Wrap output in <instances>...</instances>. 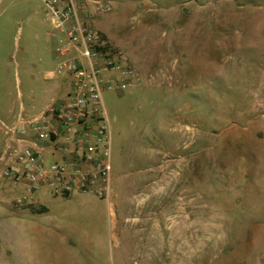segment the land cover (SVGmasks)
<instances>
[{"label":"rangeland","instance_id":"374dc122","mask_svg":"<svg viewBox=\"0 0 264 264\" xmlns=\"http://www.w3.org/2000/svg\"><path fill=\"white\" fill-rule=\"evenodd\" d=\"M108 2L78 19L138 72L102 94L110 194L40 189L20 203L32 188L1 163L0 264H264V0ZM1 9L0 101L19 104L16 67L21 101L39 105L56 38L35 26L40 0Z\"/></svg>","mask_w":264,"mask_h":264},{"label":"built area","instance_id":"2783aa9c","mask_svg":"<svg viewBox=\"0 0 264 264\" xmlns=\"http://www.w3.org/2000/svg\"><path fill=\"white\" fill-rule=\"evenodd\" d=\"M91 3L99 12L109 9L108 0H41L45 20L65 33L60 52L74 48L75 56L58 67L69 80L65 95L25 117L24 128L7 126L9 163L2 174L32 188L18 198L20 203L32 201L38 188L50 195L110 194L111 133L102 94L105 89L129 87L138 72L121 52L107 48L100 34L79 21L78 14L88 11L86 5Z\"/></svg>","mask_w":264,"mask_h":264},{"label":"crops","instance_id":"0c3cea01","mask_svg":"<svg viewBox=\"0 0 264 264\" xmlns=\"http://www.w3.org/2000/svg\"><path fill=\"white\" fill-rule=\"evenodd\" d=\"M41 2V0H40ZM3 4V0L0 3V13H1V7ZM42 5V4H41ZM34 21H35V26L37 27V29H41L42 25H44L46 22L49 23L48 21L45 20L44 15L40 18V17H34ZM20 29V27H19ZM34 37L35 39H39L40 37V33L36 32L34 33ZM56 38V39H54ZM16 37L15 35H13V38H11L12 43L14 44L16 42ZM51 39H54L55 44L53 45V48L51 50L50 49V54L52 55L53 58V63H54V67L52 68H47V69H43L42 71V79L45 82V84L43 85L42 88V92L44 93V101H40L39 105H33L30 106V108H27L25 106V104L23 103V101H21L22 98V91L20 89V79H19V75H18V71L15 67V77H16V96L18 97L19 100V104L17 105V99H9V97L7 95H5V100L6 102L4 103L3 100L0 101V165L3 162H7L8 158L5 156V149H6V145L10 140L11 137V133L8 132L7 126H11V125H16L17 128H24L25 127V122H24V118L29 116V115H33V114H37L42 112L43 110L46 109V107H48L52 102H54L55 100L63 97L68 89L69 86V80L67 78V73H59L58 72V67L59 65L63 64V63H67L73 60L74 56H75V51L74 48H70V50L65 53L62 54L60 52V48L63 46V44L66 41V36L65 33L61 30H54L51 26V24L49 23V28L45 30V38H44V43L48 44L49 41ZM3 43H1L0 41V54L2 53V48L4 47L2 45ZM35 49H37V47L35 46ZM14 50V49H13ZM8 53V51H5V54L2 56L0 55V62L4 63V59L6 54ZM11 58L14 57V51L12 52V54L10 55ZM41 61V57L37 58V62L40 63ZM5 62L8 63V61L5 60ZM18 63L16 62V65ZM37 73H40L39 70L37 71ZM39 76L37 74H35L34 76V80L38 81L39 80ZM65 84H67L65 86ZM13 91V90H12ZM11 91H9L10 94ZM2 94V93H0ZM12 95V93H11ZM28 100L29 101H33V102H37L39 99L38 97H36V95H30L28 96ZM38 103V102H37ZM37 108V109H36ZM28 110L29 112L24 114V111ZM33 110H36L34 112H32ZM31 112V113H30ZM27 135H29V133H27ZM9 183L10 185H15V187H20V186H25L26 184L23 181H13L11 179H9ZM42 190L41 193L38 195L40 198L44 195H50L49 193L46 192V190H44L43 188H38L35 190V192L33 193H37L38 190ZM114 203H117L116 200H113Z\"/></svg>","mask_w":264,"mask_h":264},{"label":"trees","instance_id":"16d2710c","mask_svg":"<svg viewBox=\"0 0 264 264\" xmlns=\"http://www.w3.org/2000/svg\"><path fill=\"white\" fill-rule=\"evenodd\" d=\"M33 211H35V212H38V213H41V212H44V211H46V206H44V205H40V206H38V207H36V208H31Z\"/></svg>","mask_w":264,"mask_h":264},{"label":"water","instance_id":"95a60500","mask_svg":"<svg viewBox=\"0 0 264 264\" xmlns=\"http://www.w3.org/2000/svg\"><path fill=\"white\" fill-rule=\"evenodd\" d=\"M46 143V142H45Z\"/></svg>","mask_w":264,"mask_h":264}]
</instances>
